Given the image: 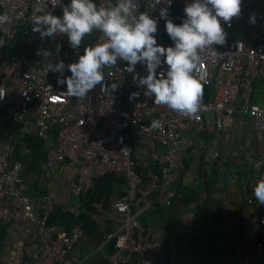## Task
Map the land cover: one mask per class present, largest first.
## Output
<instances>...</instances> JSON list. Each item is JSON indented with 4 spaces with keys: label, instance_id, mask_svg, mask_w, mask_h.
I'll return each instance as SVG.
<instances>
[{
    "label": "built area",
    "instance_id": "2783aa9c",
    "mask_svg": "<svg viewBox=\"0 0 264 264\" xmlns=\"http://www.w3.org/2000/svg\"><path fill=\"white\" fill-rule=\"evenodd\" d=\"M75 1L0 0V224L24 223L37 237L30 264L85 262L75 252L80 227L49 225L50 195L36 204L23 193L13 142L29 123L40 139L54 137L45 155L50 173L60 163L77 167L74 196L96 176L125 178L114 204L122 222L108 237L115 245L110 264H165L163 243L131 207L171 204L184 168L180 154L192 147L188 131L209 136L205 152L216 161L221 132L237 117L248 119L263 149L247 160L255 173L247 203L264 207V106L237 101L240 79L264 77V32L236 34L254 1L226 7L223 0H90L81 33L70 13ZM259 7L264 15V0ZM177 15L182 33L166 37ZM202 88L212 90L206 103ZM135 135L156 169L137 170ZM224 216L232 224L228 210ZM232 254L234 264H264V218L256 244H236Z\"/></svg>",
    "mask_w": 264,
    "mask_h": 264
},
{
    "label": "crops",
    "instance_id": "0c3cea01",
    "mask_svg": "<svg viewBox=\"0 0 264 264\" xmlns=\"http://www.w3.org/2000/svg\"><path fill=\"white\" fill-rule=\"evenodd\" d=\"M253 1L251 15L236 32L237 37L264 32L261 0ZM223 2L226 7H236L240 0ZM89 5L90 0H76L70 6L76 33L89 24ZM211 91L202 88L204 103L210 99ZM237 101L264 106V77L256 82L240 79ZM204 118L212 119V114L204 113ZM185 136L191 138L192 147L180 154L184 168L171 204H152L147 208L135 204L131 213L151 232L153 240L163 243L165 264H234V246L253 247L264 218V207L247 203L248 190L255 178L247 160L262 151V137L248 119L237 117L232 127L221 132L219 157L214 161L205 152L208 135L188 131ZM132 142L137 170L146 173L156 169L150 163V149L142 136L135 135ZM13 146L14 161L21 166L24 195L39 204L48 193L51 198L48 224L65 232L78 225L82 234L75 252L85 264H110L109 256L115 245L108 237L122 222L114 204L126 189L125 178L118 173L96 176L89 190L76 197L72 186L77 179V167L60 163L55 173H50L45 166L46 152L54 146L53 135L40 139L29 123L27 130L14 139ZM212 177L214 183L210 181ZM72 208L76 214L70 211ZM34 210L39 212L37 205ZM226 210L232 224L224 216ZM36 241L35 235L26 234L24 223H1L0 264H30ZM129 264H136L135 260Z\"/></svg>",
    "mask_w": 264,
    "mask_h": 264
},
{
    "label": "trees",
    "instance_id": "16d2710c",
    "mask_svg": "<svg viewBox=\"0 0 264 264\" xmlns=\"http://www.w3.org/2000/svg\"><path fill=\"white\" fill-rule=\"evenodd\" d=\"M176 22L175 25L172 26L171 24H167V26H165L164 32L166 37H169L173 32L176 33L179 37V35L182 33V30L184 28V19L181 17V15H177L176 17ZM211 182H215V180L213 179V177L210 180ZM209 180H207V185H208Z\"/></svg>",
    "mask_w": 264,
    "mask_h": 264
}]
</instances>
